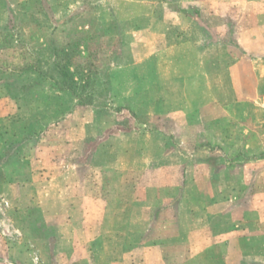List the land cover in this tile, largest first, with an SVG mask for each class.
Segmentation results:
<instances>
[{
    "label": "crops",
    "instance_id": "crops-1",
    "mask_svg": "<svg viewBox=\"0 0 264 264\" xmlns=\"http://www.w3.org/2000/svg\"><path fill=\"white\" fill-rule=\"evenodd\" d=\"M106 1L93 9L68 0L35 7L56 26L91 11L97 31L119 27L106 32L117 45L104 76L113 85L101 107L79 104L89 116L78 137L67 118L43 153L30 152L29 181L13 187V205L39 209L52 227L49 251L8 245L0 264H264V0ZM127 60L135 73L118 68ZM95 150L101 184L91 188L83 159ZM109 172L134 179L131 203L121 196L126 181L115 188L118 199L107 197Z\"/></svg>",
    "mask_w": 264,
    "mask_h": 264
},
{
    "label": "rangeland",
    "instance_id": "rangeland-1",
    "mask_svg": "<svg viewBox=\"0 0 264 264\" xmlns=\"http://www.w3.org/2000/svg\"><path fill=\"white\" fill-rule=\"evenodd\" d=\"M68 2L73 5H84L90 9L106 6L108 3L106 0H68ZM126 2L128 1L122 0L119 6H125ZM21 3L18 0H0V10L4 8L7 11L8 4L11 8L9 14L7 12L2 15L0 12V255L3 256L4 247L8 245L15 248L23 244L24 252L49 251L52 227L42 222L39 209L13 205V193H15L13 187H17L19 182L24 180L29 181L25 169L32 164L30 152L43 153L49 137L62 133V128L58 131L55 128L59 123L71 118L76 127H71L70 134L74 138L81 134L78 130H81L84 119L89 116V113L81 109L79 105L81 102L87 103L92 100L101 107V102L105 98L101 93L108 85H113L112 81H107L104 76L111 68L114 52L117 51L116 43L106 37V32L119 30L116 25L108 24L102 25V29L99 25L97 31V25H92L93 22H97L96 15L91 11L85 15H74L68 25L56 26L57 21L48 14L35 11V7L39 8L41 4L40 0H29L26 7ZM20 11L24 14L19 13ZM85 23L91 26L89 30L83 32L79 27ZM87 31L89 33H86ZM97 33L102 34L101 39L96 37ZM53 40L58 43L59 51L68 48L65 44L73 45L82 41L89 44L83 49L78 47L77 52L75 51L76 55L70 54L73 57L72 70L82 74L88 84L85 90L78 88V94L60 90L66 85L63 84L57 65L66 55L63 52H54V46L51 44ZM39 59L41 62L37 64ZM117 64L122 71L136 72L137 68L131 60ZM40 70L42 74H46L45 77L41 76ZM52 78L54 79L50 80ZM81 93L84 94L82 98H80ZM97 119L100 126L95 136L99 137L101 111ZM124 120L128 122L126 118ZM139 136L142 135L139 133ZM159 140H162V137H159ZM93 145L92 148L97 149L100 143ZM75 152L80 154L82 146H78ZM100 156L101 154L95 150L93 157L83 159L85 168L83 179L91 188L96 186L97 182L101 184ZM61 161L65 164L68 161L75 168L81 167L80 160L77 162L74 159H62ZM144 163V160L138 161L136 166L140 168ZM107 178V184L111 186L106 192L107 197L110 200L118 199L120 190L115 191V188L121 189V185L126 181L127 186L123 187L125 191L121 196L123 201L131 203L133 190L130 186L134 185V179L133 182H129L126 176L124 178L114 172H109ZM237 197L238 195L235 196V202L238 200ZM184 204V209H189L188 203ZM113 210L121 216L129 213L128 207L124 206H116ZM114 225L116 224L113 222L111 224L113 229ZM29 256L24 255L20 258H25L28 262ZM33 257L36 258L34 255ZM176 257L170 256L171 261H175ZM211 258L217 259V256L213 255ZM249 261L252 263L254 259L251 257Z\"/></svg>",
    "mask_w": 264,
    "mask_h": 264
},
{
    "label": "trees",
    "instance_id": "trees-1",
    "mask_svg": "<svg viewBox=\"0 0 264 264\" xmlns=\"http://www.w3.org/2000/svg\"><path fill=\"white\" fill-rule=\"evenodd\" d=\"M53 46H54L55 53L63 52L66 55V57L62 60V62L57 65L59 69L60 77L63 81V84L66 85V86H62L60 90L72 91L75 94H78V90H77L78 88L85 90V88L88 85L85 82L86 79H84V76L82 74L74 72V70H72L73 68L71 67V58L73 57H71L70 54L72 53L76 55L77 46L68 47L67 49H62L60 51L57 49V46L55 45ZM40 62L41 60L39 59L37 61V64H39ZM39 73H41V76L43 77L46 76V74H42L41 70L39 71ZM53 79L54 78L50 80H53ZM82 97H84L83 93H81L80 95V98ZM87 103H92V100L88 101ZM31 139H34V137L33 138L31 137Z\"/></svg>",
    "mask_w": 264,
    "mask_h": 264
}]
</instances>
